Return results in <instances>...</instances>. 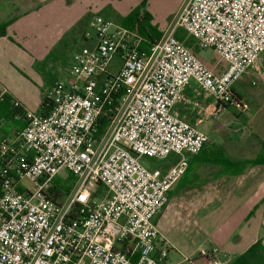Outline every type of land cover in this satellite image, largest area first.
<instances>
[{"label":"built area","instance_id":"obj_1","mask_svg":"<svg viewBox=\"0 0 264 264\" xmlns=\"http://www.w3.org/2000/svg\"><path fill=\"white\" fill-rule=\"evenodd\" d=\"M90 29L68 80L46 92V114L12 100L26 125L14 137L0 138V264L166 261L170 245L156 217L187 173V156L200 155L210 142L173 109L191 80L217 100L211 115L238 105L234 83L261 69L264 0H186L147 51L139 34L100 15ZM179 29L198 49L214 51L226 70L217 75L208 68L177 37ZM114 58L120 60L116 73L109 70ZM7 95L0 83V101ZM143 159L171 164L150 170ZM64 169L74 185L57 196ZM200 255L206 264H228L219 247Z\"/></svg>","mask_w":264,"mask_h":264},{"label":"crops","instance_id":"obj_2","mask_svg":"<svg viewBox=\"0 0 264 264\" xmlns=\"http://www.w3.org/2000/svg\"><path fill=\"white\" fill-rule=\"evenodd\" d=\"M141 1L0 0V14L10 10L17 13L6 17L9 23L5 35L0 36V81H8L11 63H15L29 76L43 81L45 89L41 90L37 108L28 105L16 88L6 86L11 98L19 100L26 109L41 113L43 95L55 81L68 80L67 67L73 53L76 55L84 42L88 45L82 35L89 31L96 16L92 10L119 25V19L127 17ZM180 1L176 15L186 0ZM175 18L152 16L151 24L165 33ZM176 34L217 75L226 70V62H220L214 51L198 49L182 29ZM48 75L50 82L43 79ZM233 92L238 101V105L233 104L238 108L236 112H229L228 106L216 117L211 112L217 107V100L191 80L183 99L173 109L180 119L197 128L204 127L207 119L226 113H231L232 118L223 126L224 131H218V140L213 141L204 132L210 139L207 149L198 156H187V173L170 191L167 205L156 217L160 234L170 245L168 259L161 264H191L187 259L206 264L207 258L200 251L212 247L225 253L228 264H239L238 260L257 242L262 241L264 246V165L241 170L244 163L262 153L264 146V54L261 69L235 82ZM172 162L176 159L172 158ZM170 164L158 166L168 169ZM163 245L162 241L158 244L159 248ZM130 246L135 262L137 247ZM172 252L177 256H171Z\"/></svg>","mask_w":264,"mask_h":264},{"label":"trees","instance_id":"obj_3","mask_svg":"<svg viewBox=\"0 0 264 264\" xmlns=\"http://www.w3.org/2000/svg\"><path fill=\"white\" fill-rule=\"evenodd\" d=\"M146 3L147 1L135 8L127 17L119 19L120 26L136 32L144 39L141 50L145 51L159 42L164 35L163 32L159 31L157 27L151 24L152 16L145 11ZM7 25L8 23L0 26V36L5 35ZM79 29H81V26H79ZM82 36L85 38L84 34ZM12 100L11 96L7 95L0 101V138L14 137L20 133L26 125L22 117L18 118L22 110L15 108L12 104ZM48 103L47 98L44 97L41 113L46 114L49 111ZM256 165H264V146L262 153L256 159L244 163L241 170ZM73 185L74 177L71 174H69L65 180H56V195L68 194L73 188ZM238 263L264 264V246L262 241L257 242L246 255L238 260Z\"/></svg>","mask_w":264,"mask_h":264},{"label":"rangeland","instance_id":"obj_4","mask_svg":"<svg viewBox=\"0 0 264 264\" xmlns=\"http://www.w3.org/2000/svg\"><path fill=\"white\" fill-rule=\"evenodd\" d=\"M9 1L11 2L12 0H9ZM24 1H26V0H24ZM146 1H147L146 9L156 19L158 17H161V16H163L164 19H166V17H170V16H171V19L175 18L177 16L176 14L178 11L176 7L182 2L180 0H142L141 4H143ZM119 5H120V1H119ZM13 12H15V11L10 10L9 12H5L3 14H0V22H1L0 26L3 24L9 23V20L6 17L10 16ZM92 12L95 15H99V13L96 11L92 10ZM15 14H17V13H13V15H15ZM114 24H117V23H114ZM89 32H92V30L89 29ZM84 45H86L85 42H84L83 46ZM2 54H4V50L2 51ZM74 55H75V53H73L72 58L68 63V64H70L69 67L72 65V63L74 61V57H75ZM69 67H67V69ZM119 67H120V60L118 58H114L110 63L109 70L111 72L116 73L118 71ZM50 78H51V76H49V75L43 77L44 80L47 79V82H50ZM0 82L2 83V81H0ZM7 82H9L10 84ZM2 84L5 87L8 86L9 88H11V86H12L13 88H16L18 90V92H20V96L22 97V99L26 100L28 105L29 104L32 105V108H37L39 106L40 99L42 97L41 90L44 89L43 81H40L38 79H34L33 77L29 76L23 69H21L15 63H11L10 77H9L8 81H6V83H2ZM44 96L45 95H43V97ZM232 105H229L230 106L229 112L234 113V112H236V109H238V108L236 105H233V106ZM231 113H226L219 118H209L206 120L205 126L200 127L198 129L202 132H205L206 134H209V136L212 138L213 141L218 140L220 137V134L218 133V131H224L223 126H225V124H227L228 120H230L232 118ZM207 147H208V145H207ZM207 147L205 148V150L207 149ZM159 163H160V161H150L148 159L142 160V164L150 170L157 167ZM68 175L69 174L65 169L62 170L60 173V176H62V178H67ZM23 185L25 187H27L28 189H34V185L28 179L23 180ZM180 246L183 250V246L182 245H180ZM171 256H177V254L175 252H172Z\"/></svg>","mask_w":264,"mask_h":264}]
</instances>
